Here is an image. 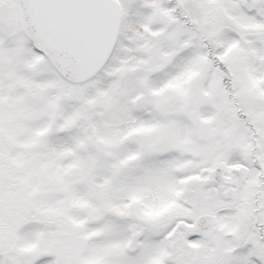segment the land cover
<instances>
[{"label":"snow or ice","instance_id":"obj_1","mask_svg":"<svg viewBox=\"0 0 264 264\" xmlns=\"http://www.w3.org/2000/svg\"><path fill=\"white\" fill-rule=\"evenodd\" d=\"M0 264H264V0H0Z\"/></svg>","mask_w":264,"mask_h":264}]
</instances>
